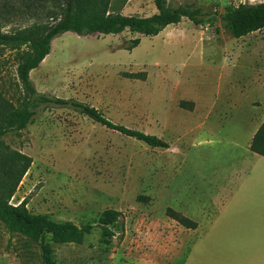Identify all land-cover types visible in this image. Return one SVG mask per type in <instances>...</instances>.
Returning <instances> with one entry per match:
<instances>
[{"label":"rangeland","instance_id":"rangeland-1","mask_svg":"<svg viewBox=\"0 0 264 264\" xmlns=\"http://www.w3.org/2000/svg\"><path fill=\"white\" fill-rule=\"evenodd\" d=\"M170 2L203 7L214 20L196 26L184 18L156 36L129 30L86 36L67 32L54 39L51 53L32 70L40 92L89 103L111 121L155 134L169 146H150L69 106L39 108L27 128L0 137V150L20 151L33 159L10 202L31 196L28 208L33 213L94 227L81 242H61L52 233L33 237L0 221V264L188 261L201 232L188 230L166 210L172 207L207 221L204 213L218 205L214 197L219 182L232 174L234 160L228 129H216L214 143H206L211 130L203 126L204 115L213 106L219 113L230 99V104L243 107L260 96L255 88L242 91L235 80L253 74L255 66L259 78L264 74V29L235 38L221 14L231 4L264 0ZM156 12L154 0H129L122 10L135 16ZM21 21L13 16L4 30ZM135 38L140 44L127 50ZM1 51L0 90L15 102L20 95L16 52ZM4 169L0 164V177ZM109 209L122 214L107 233L98 223Z\"/></svg>","mask_w":264,"mask_h":264},{"label":"trees","instance_id":"trees-1","mask_svg":"<svg viewBox=\"0 0 264 264\" xmlns=\"http://www.w3.org/2000/svg\"><path fill=\"white\" fill-rule=\"evenodd\" d=\"M129 0H0V47L16 52L17 84L20 95L15 102L0 90V137L9 132L21 131L34 122L41 107L50 104L69 106L89 116L107 128L143 141L150 146L168 147V143L155 134L129 128L107 118L89 103L52 97L40 92L31 79L32 70L38 68L52 51L54 39L67 32L79 36L93 33L119 34L126 30L145 36H156L168 26L179 24L184 18L194 25L211 23L213 13L194 4L174 5L170 0H154L157 12L150 16L124 15L122 10ZM13 16L23 21L10 26ZM225 29L235 38L247 36L264 29V2L229 5L221 14ZM28 20L31 21L28 23ZM135 38L125 46L133 50L140 44ZM17 50V51H16ZM5 56L0 52V58ZM1 64V63H0ZM2 70L0 69V76ZM251 149L264 156V122L255 134ZM33 159L20 151L0 150V164L4 171L0 177V221L12 230L38 237L49 232L61 242H81L94 225H77L72 222L59 223L52 220L50 213H33L28 208L31 196L20 203L10 202L23 177L31 167ZM121 211L109 209L99 218V226L110 232L108 225L114 222ZM166 214L186 228L195 229L198 223L183 213L168 207Z\"/></svg>","mask_w":264,"mask_h":264},{"label":"crops","instance_id":"crops-1","mask_svg":"<svg viewBox=\"0 0 264 264\" xmlns=\"http://www.w3.org/2000/svg\"><path fill=\"white\" fill-rule=\"evenodd\" d=\"M237 68L239 65L229 72L234 75ZM235 82L241 83L242 91L255 88L261 95L249 99L243 107L237 102L230 104V99L219 113H215L218 109L213 106L204 115L203 126L211 130L206 143H214L216 129H228L227 143L234 160L229 165L232 174L219 182L218 196L214 197L218 205L212 212L209 209L204 213L207 221L203 223L194 214L191 216L199 221L188 216L198 226L187 229L201 232V236L186 264L191 260V264H264V156L251 149L264 122V74L259 78L255 66L253 74Z\"/></svg>","mask_w":264,"mask_h":264}]
</instances>
